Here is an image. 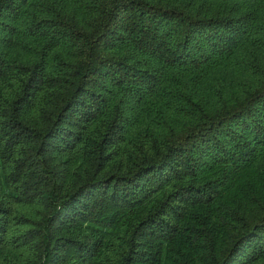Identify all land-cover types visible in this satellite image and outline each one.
Masks as SVG:
<instances>
[{
    "label": "trees",
    "instance_id": "16d2710c",
    "mask_svg": "<svg viewBox=\"0 0 264 264\" xmlns=\"http://www.w3.org/2000/svg\"><path fill=\"white\" fill-rule=\"evenodd\" d=\"M0 264H264V0H0Z\"/></svg>",
    "mask_w": 264,
    "mask_h": 264
}]
</instances>
